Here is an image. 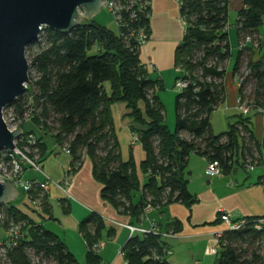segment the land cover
Instances as JSON below:
<instances>
[{"label":"trees","instance_id":"1","mask_svg":"<svg viewBox=\"0 0 264 264\" xmlns=\"http://www.w3.org/2000/svg\"><path fill=\"white\" fill-rule=\"evenodd\" d=\"M179 1L185 33L175 51L176 81L186 78L189 84L179 89L175 97L173 131L164 123V105L158 94L163 85L149 78V69L140 60L143 45L136 38L140 27L150 36L152 0H141L136 18H131L132 11H122V22H117L120 34L94 19L70 34L46 28L43 40L27 47L32 52L33 46L38 47L31 56L37 77L30 76L26 92L6 106L12 107L21 119L30 110V121L51 135L58 147H69V175L77 173L89 157L94 176L102 185L103 200L118 212L132 215L137 223L145 221L148 199L155 209L174 202L188 206L193 203L185 177L192 153L204 158L207 165L218 162L222 174L239 167L251 172L250 165L264 166V132L259 140L251 116L252 112L261 114L264 123V35L260 32L264 0H243L236 23V54L226 29L230 0ZM248 37L251 41L246 42ZM242 42L246 45L240 49ZM259 46L262 56L254 61V49ZM233 57L238 100L249 105L252 112L245 115L238 109V118L229 129L214 133L211 116L225 102V74ZM243 68L247 75L241 73ZM119 102L126 104L130 129L138 135V143L146 154L140 163L144 184L140 183L132 156L128 160L122 157L114 120V105ZM37 146L42 154L41 164L47 145L38 137ZM261 180L264 184V177ZM135 192L141 194L137 202L133 201ZM47 196L44 213L24 202L0 205L6 207L10 220L23 225V237L8 252L12 264H32L29 246L52 257L56 264H79L60 237L37 221L38 217H52ZM252 220L241 230H226L222 234L215 264H264V228H254ZM2 227L6 231L7 222ZM80 231L87 244L85 263L101 264V248L96 245L107 231L104 218L92 213L81 223ZM113 233L114 230L109 231L110 236ZM167 246L161 235L137 233L128 239L123 252L128 264H172L164 257Z\"/></svg>","mask_w":264,"mask_h":264},{"label":"crops","instance_id":"2","mask_svg":"<svg viewBox=\"0 0 264 264\" xmlns=\"http://www.w3.org/2000/svg\"><path fill=\"white\" fill-rule=\"evenodd\" d=\"M180 6L179 0H152L151 33L140 51L141 62L145 66L149 63L154 65V69L148 70L149 78L160 81L163 86L165 79L171 75L176 77L178 75L175 68V51L185 33ZM234 60L235 58H231L228 62L232 66L229 71L237 81L233 75ZM126 113L125 103L119 102L114 105V120L121 153L125 160L132 156L137 164L139 177L143 181L145 176L141 172L140 163L146 154L139 143H132L131 121ZM256 118V136L261 140L264 132L263 116L260 114ZM57 146L56 144V147L50 149L46 146L41 163L42 172H39L43 178L40 182L47 178L52 182L46 199L49 212L54 218L52 202L57 199L67 211V218H70L73 226L71 233L76 240L80 235L81 223L92 213L101 215L107 226V234L101 240L105 241V245L99 251L101 264H128L123 247L128 239L137 233L131 234L125 224L150 228L154 222L161 233H172L174 236L165 238L169 249L164 256L172 264H189L192 256L197 255L203 258L200 264L205 262L215 264L217 255L208 254L207 250L215 247L217 235L228 229L226 224L219 220L221 210L229 212L234 219L264 218V184L261 180L264 177V166H256L251 172L235 168L228 174L208 177L207 161L196 154L190 155L185 177L188 180L189 191L194 196L193 203L188 206L183 202H174L162 209L154 208L145 215L144 222L137 223L132 215L118 212L103 200L102 185L94 176L93 164L89 157L85 158L82 168L72 176L71 186L64 192L58 184L64 181L70 168L71 157L65 152L56 156L51 155ZM47 153L50 156L45 157ZM257 169L258 172L252 174ZM29 178L33 179L32 176ZM38 219L39 217L37 221ZM110 230H114L111 236ZM53 232L64 240L73 253L67 241V230Z\"/></svg>","mask_w":264,"mask_h":264},{"label":"built area","instance_id":"3","mask_svg":"<svg viewBox=\"0 0 264 264\" xmlns=\"http://www.w3.org/2000/svg\"><path fill=\"white\" fill-rule=\"evenodd\" d=\"M141 0H103V7L107 8L109 11L113 13L117 22L121 23L122 21V11H132L130 16L131 18H136V9L137 6H140ZM141 7V6H140ZM184 22V21H183ZM229 26L226 29L229 30ZM134 34V33H133ZM136 38L138 43L142 46L146 44L148 40V35L145 33L144 28L140 27L139 31L136 34ZM247 41H251V38H247ZM246 45L245 42H242L239 46L240 49L244 48ZM148 69H154V65L149 63L146 65ZM181 71V69H178ZM189 80L186 78H182L176 81L175 87L177 89H184L188 86ZM29 86V84H28ZM27 86V87H28ZM238 109L245 115H248L252 112V109L249 105L242 104L238 100ZM6 112H8L7 116H5ZM10 112V113H9ZM3 117L7 125L9 126L10 130H15L17 128H22L23 134L14 141L15 148L14 149H2L0 150V181L1 182H9L15 185L17 188H20L26 193V198L33 204L36 208V211L39 213L43 212V199L48 194L52 182L47 178L46 180L40 182L36 179H30L26 176L27 171L33 170L36 172H42V168L40 165V155L38 156H31V151L35 152L39 151V147L37 146L38 143V136L35 133L26 132L23 127H20L22 121H29L30 114H25L24 119L19 118L12 107L7 108L5 107L3 110ZM11 125H13L11 127ZM139 142V137L136 133L132 135V143L137 144ZM63 152L71 155V151L67 145L61 147ZM34 152V153H35ZM250 170H254L255 166L250 165ZM69 170V169H68ZM152 173V171H149ZM222 174L221 167L218 162H209L206 168V175L208 177H214ZM72 176L69 175L68 171L65 175L64 181L62 184H58V186L65 192L68 191L69 187L71 186V179ZM33 193H36L35 196ZM34 196V197H33ZM154 208L151 204H147L144 209V214L146 215L148 212L152 211ZM144 217V216H143ZM219 217L222 222L226 224L228 227L227 230H241L247 227L251 221L246 219H234L232 215L227 212L226 210H221L219 213ZM7 222V229L6 234L4 235L3 240L0 241V250H4L7 263L4 260H0L3 264H12L11 260L8 257V252L13 247L17 245L19 240L23 237L22 233V224L15 222L14 220H10L7 216V213L4 211H0V226H3ZM252 224L254 228L258 230H262L264 228V218L253 219ZM125 226L131 231V234L134 233H141V234H158L163 236L164 238L174 236L172 233H161L155 223L152 222L150 228H145L142 226H134L125 224ZM223 233H219L216 238V246L213 248H209L207 250L208 254H217L220 248V238ZM105 245V241L99 242L96 247L101 248ZM27 252H31L34 257L31 260L32 264H56L55 260L52 257H48L45 255L44 252L37 253L33 247H27Z\"/></svg>","mask_w":264,"mask_h":264},{"label":"water","instance_id":"4","mask_svg":"<svg viewBox=\"0 0 264 264\" xmlns=\"http://www.w3.org/2000/svg\"><path fill=\"white\" fill-rule=\"evenodd\" d=\"M102 8L103 0H0V150L14 149L23 134L22 128L10 130L3 110L30 84L27 47L39 40L43 27L70 34ZM19 194L15 185L0 181V205Z\"/></svg>","mask_w":264,"mask_h":264},{"label":"rangeland","instance_id":"5","mask_svg":"<svg viewBox=\"0 0 264 264\" xmlns=\"http://www.w3.org/2000/svg\"><path fill=\"white\" fill-rule=\"evenodd\" d=\"M243 7V0H230L229 2V20H228V24L230 26L229 28V36H230V41H231V45L234 48V54L237 53V45L239 42L238 36H237V29H236V23H237V19H238V13L239 10ZM91 19H94L96 22L100 23L102 26L110 29L111 31H113L116 34H120V28L118 26V23L114 17V15L111 13V11H109L107 8L103 7L101 9V11L96 14L95 16H93ZM46 28L47 27H43L40 35L41 37L39 38V40L45 37V32H46ZM260 32L262 35H264V24L261 26L260 28ZM37 46H33V52L37 51ZM32 49L29 51L27 49L26 51V56L30 65V76L33 77V79H35L37 77V72L35 70V67L32 66ZM261 52V46L256 47L254 49V53H253V60H259L262 56ZM234 58V57H233ZM245 61L249 59H247L246 57H244ZM246 66V65H245ZM231 64L228 63L227 65V71L225 74V86H226V99L225 102L220 105L219 107H217L211 116V128L214 131V133H220L223 131H226L229 129V125L234 123L237 118L238 115L240 113V111H238V99H237V94H238V86H237V81L236 79L233 78L232 74L230 73L231 71H229V69L231 68ZM244 72L243 74H246V70L245 68L241 69V73ZM175 81H176V75H171L170 77H168L167 79H165V83L164 86L160 89L159 91V97L161 102L164 105V111H165V119H164V123L168 126V128L170 130H174L175 129V125H176V119H175V97L177 95V93L179 92V89H177L175 87ZM31 93L28 92L27 93V97H30ZM10 113V112H9ZM31 111L29 110L27 112V114H30ZM8 112H6L5 116H7ZM252 117H253V122L255 125V128L257 126L256 122H257V118L256 116L260 115L257 112H252L251 113ZM31 119V118H30ZM29 121L26 119V121H24V123L20 124V127H24V130L26 132H31V133H35V134H39L38 137H41L43 139V142L46 143L48 149L50 148H54L56 147V141L55 139L49 135L48 133H44V131L39 128L37 125H35L32 121ZM23 122V121H22ZM13 125H11L12 127ZM255 134L257 135L256 131ZM58 147V146H57ZM33 150V152L31 151V155L34 157L35 155L38 156V154L40 155V157L42 156L41 151H37L35 152ZM64 154L62 149L60 147L56 148V150L51 153V155L56 156V154ZM194 154L192 153L191 156H193ZM50 156L48 153L45 157ZM39 157V156H38ZM42 165V164H40ZM256 167V166H255ZM258 167V166H257ZM239 169H241L239 167ZM258 172V169L255 172H252V174H256ZM262 172V171H261ZM27 177H31L33 179H36L37 181H41L43 178H41V174L39 172L33 171V170H29L26 173ZM146 181V179H143V181L141 180V184H144ZM143 187L141 186V193L142 191L144 192V189H142ZM19 189V196L18 198H16V200L14 202L15 205H21V203L23 202L24 198H25V194L24 191ZM140 192H135L133 194V201L137 202L140 198ZM148 199V198H147ZM149 200V199H148ZM146 201L147 204L149 201ZM43 210H44V206H45V199H43ZM24 203L29 205L30 208H33L34 210H36V208L33 206V204L26 198L24 200ZM53 203V213H54V218H50L48 215L44 217H41L38 219V222L41 223V225H43L46 229L48 230H52V231H56L59 232L60 230L64 229L67 230V235H68V239L67 241H69V245L72 248V250L74 251L73 253L75 254L78 263L79 264H86L85 260H86V253H87V244H86V240L83 236V234L81 233V231H79L80 235L78 237V240L75 239V237L73 236V234L71 233L72 231V223L70 218H67V211L66 209L63 208L62 205L59 204V202L57 201V199L52 202ZM6 205V204H4ZM147 206V205H146ZM145 206V207H146ZM145 209V208H144ZM0 211H4L6 212V207H0ZM52 215V214H51ZM145 214H144V219H145ZM50 218V219H49ZM4 226V225H3ZM23 227V225H21ZM4 227L0 226V241L3 240L4 236H2L3 234L5 235L6 231H4L3 229ZM4 231V233H3ZM105 236L107 234V231L104 232ZM82 238V239H81ZM81 239V240H80ZM64 241V240H63ZM66 244V243H65ZM216 245V243H215ZM262 254H264V243L262 245ZM28 256L30 258V260H32V258L34 257V255L29 252ZM0 260H4L5 263H7V257L6 254L4 252V250H0ZM216 260V258H215ZM191 262L189 264H200V262L203 261V258L201 256H192ZM216 263V262H215ZM1 264L2 261H1ZM203 264H207V262L203 263Z\"/></svg>","mask_w":264,"mask_h":264}]
</instances>
